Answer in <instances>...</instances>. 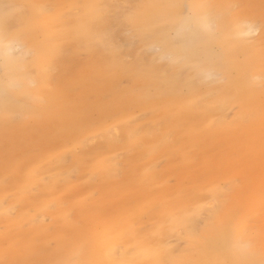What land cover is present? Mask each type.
Returning a JSON list of instances; mask_svg holds the SVG:
<instances>
[{
	"label": "bare ground",
	"instance_id": "6f19581e",
	"mask_svg": "<svg viewBox=\"0 0 264 264\" xmlns=\"http://www.w3.org/2000/svg\"><path fill=\"white\" fill-rule=\"evenodd\" d=\"M135 1L136 9L126 14L118 8L115 0H84L83 12L77 20V35L89 48L98 45L101 59L94 63L91 71L78 75V84L68 87V90L72 91L84 84L88 92L93 91L102 98L109 92H114L115 105H108L103 99L91 102L88 94L83 91L78 99L70 102L67 111H62L68 100L54 97L48 100L51 108H56V111L46 124L45 132L48 136L45 139L47 145L51 146L61 142L63 138L76 141L85 133L86 144L87 141L97 138L95 132L89 131L93 130L103 117L106 120L120 113L125 119L124 122L110 127L103 126L96 132L99 133V138L105 139L111 146H116L119 141H128L142 152L134 160L127 159L128 171L138 172L137 160L145 157V152L149 153L150 164L145 169L144 176L140 177L141 180L147 181L155 178V172L158 170L157 158L167 149L170 140L173 139L175 144L168 149L176 153L178 146L185 139L191 142L194 138H189V123L178 122L175 116H169L167 120L159 123L158 119H154L152 122L147 120L138 126H130L129 112L132 111V106L137 108L146 105L149 99H145L144 95L147 91L140 95H131L124 100L117 88V78L128 76L137 84L156 86L160 104L156 107L153 105V110H142L144 114L151 112L156 116H167L169 108L178 106L176 109L186 110V119L192 120L196 113H199L200 118L216 129L215 131H239L246 121L250 123L248 130L264 125V30L261 37L256 36L264 26V0H188L186 12L184 0L133 2ZM237 5L242 6L235 9ZM4 11L0 1V13ZM177 18L182 19L179 32L170 37ZM126 28H132L136 38L124 37L123 43H119L118 39ZM3 29L0 31V57L10 61V74L15 70V75H27L32 83L40 84L45 75L52 74L54 67H57L56 62L66 59V49L59 37L57 42L53 41L50 51L46 43H42V52L37 44L35 46L29 38L18 34V26L16 28L10 23ZM154 47L160 50L153 52ZM35 50L36 58L28 59ZM127 53L134 57L131 64L125 62ZM167 58L169 60H166ZM23 62L27 69L22 73L17 70V65ZM17 84L23 86L22 81ZM170 86L173 88L171 93L168 90ZM0 90H6L1 81ZM34 98L43 101L40 92H35ZM33 107L38 109L39 102ZM27 108L25 105L24 111ZM92 111L97 113H91ZM56 118L59 122H55ZM134 118L131 121H134ZM42 124V121L36 122L35 126L40 127ZM62 129L64 131L61 132ZM146 132L149 135H146ZM259 133L264 134V128L256 131L252 137V145L257 148L258 153H262L264 136ZM25 142L26 139L21 145ZM23 147L26 145H22ZM184 147V144L181 145L180 150ZM49 149L48 147L47 150ZM115 153V149H110L108 154L103 151L95 163L91 162L97 158L86 160L82 168L83 175L86 176L87 170L93 167L94 174L104 179V185L124 175L125 171L118 162L120 158H117ZM76 155L77 152L67 149L60 157L64 165L63 172L57 176L54 188L59 187V180L60 183L72 181V186L75 185L78 173L73 175L68 159ZM189 155L190 153H187L186 157ZM159 172L162 174V171ZM226 178L222 183L211 186L208 193L189 197L190 203L180 202L176 198L171 202V206L165 205V219L158 221L153 229L159 236L158 242L150 243L143 239L139 241L145 229L137 222L138 211L131 209L130 216L136 220L132 226L127 227V223L123 222L124 217L118 226L109 224L102 233L96 232L89 238L90 244L81 254L84 258H80L84 261L91 256H101L119 264H128L130 261L144 264L143 257L150 256L153 257L152 264H183L186 261L182 255L183 251L181 247L178 249L174 242L176 236L180 235L181 238L197 245L196 264H264V239L252 244L247 238L250 224L241 222L235 215L249 203L245 211L248 212V218L254 217L258 198L252 194L250 201L249 198L241 197L231 204L235 217L231 227L230 217L226 215L229 205L224 196L226 197L227 193L235 196L236 190L247 194V188L240 186L239 172ZM157 179L161 181L160 177ZM84 188L86 187L82 185L74 190L75 199L79 198L80 193L85 195L86 190H82ZM163 196L158 195L155 202L161 204ZM85 201L76 200L77 205H72V212ZM5 202V199L0 200V206L5 207ZM59 203L58 200H53L48 205L56 207ZM122 208L127 209L129 206L124 204ZM71 209L64 213L68 221L74 218ZM106 209L109 210L110 207L107 205ZM42 215L47 219L46 212L42 211ZM36 217L38 216L32 218ZM76 217H79L77 210ZM112 217L110 216L111 220ZM69 250L70 246L67 244L65 251L68 253ZM66 252H61L60 262L54 264H71ZM42 264H45V261H42ZM77 264H85V261Z\"/></svg>",
	"mask_w": 264,
	"mask_h": 264
},
{
	"label": "rangeland",
	"instance_id": "374dc122",
	"mask_svg": "<svg viewBox=\"0 0 264 264\" xmlns=\"http://www.w3.org/2000/svg\"><path fill=\"white\" fill-rule=\"evenodd\" d=\"M0 1L6 11L0 13L1 32L6 24L11 23L16 28L18 26V34L29 38L31 43L35 46L37 44L42 52V43H46L50 51L53 41L57 42L59 37L67 53L66 56L63 55L66 59L56 62L57 67H54L56 70L52 69V74L45 75L40 84L32 83L27 75H15V70H12L13 74L8 73L10 61L0 57V81L6 88L4 91L0 90L2 94L0 97V200L6 201L5 207L0 206V264H42V261H45V264L47 261V264H54V262H60L61 252H66L67 244L70 250L66 253L69 256L68 262L71 264L84 261L85 264H119L115 260L104 259L101 256H91L87 259L88 263L87 260L82 261L80 257L84 258L81 254L90 244L89 238H92L96 232L102 233L109 224L118 226L123 217L127 227L132 226L136 221L130 216V210L133 209L138 211L137 222L145 229L139 241L143 239L150 243L158 242L159 236L153 229L158 221L165 219L163 218L167 212L165 205L171 206V202L176 198L180 202L190 203L189 197L194 194L208 193L211 186L218 182L222 183L227 176L236 172L240 173L239 184L247 188L245 189L247 194H241L240 190H236L235 196L229 193L226 197L224 196L229 205L226 215L230 217L231 227L235 219L231 204L241 197L249 198L250 201V196L255 194L259 201L255 208L256 215L248 218V212L245 209L249 203L235 215L241 222L250 224V233L247 234V238L252 241V244L264 239V151L258 153L257 148L252 145V137L258 129L264 128V125L248 130L250 123L246 121L239 131H215L216 129L200 118L199 113H196V117L192 120L186 119V110L176 109L178 106L169 108L167 116H156L151 112L144 114L142 110H153V105L156 107L160 104L156 86L137 84L131 77L124 76L117 78L116 81L124 100L131 95H140L146 91L144 98L149 99L143 107L132 106L128 117L130 126L136 124L138 126L147 120L152 122L154 119H158L159 123L167 120L169 116H175L178 122L189 123L191 129L189 138H194L191 142L185 139L181 144L185 147L180 150L181 145H179L176 153L168 149L175 144L173 139L170 140L167 149L157 158L158 170L155 172L154 179L143 181L140 178L144 176L145 169L150 164L149 153L145 152V157L137 160L138 172L128 171L127 159L134 160L142 152L128 141H119V143L116 142V146L114 144L111 146L108 141L98 137L99 133L96 131L101 127H110L124 122L125 119L120 116V113L106 120L103 117L95 128L89 131V133L95 132L94 135L97 138L87 141L86 144L84 133L76 141L63 138L61 142L47 145L46 124L50 122L49 117H52L56 111V108H51L48 100L54 97L68 100L62 107V111H67L70 102L78 99L81 92L83 94L85 91L91 102L103 99L104 103L115 105L114 92H109L102 98L93 91L88 92L85 85L80 83L76 89L72 90L73 92L68 90V87L78 84V75L88 73V70H92L94 63L100 61V49L98 45L89 48L77 35V20L83 12L84 0ZM133 1L115 0V3L119 9L129 14L128 12L136 9V1ZM241 6L237 5L235 9ZM187 10L188 0H184V11ZM181 20L177 18L175 21V28L171 31L170 37L179 32ZM263 30L264 26L256 35L258 38L261 37ZM75 33L76 38H74ZM124 37L135 39L134 30L124 29V34L118 42L123 43ZM217 49L221 48L217 47ZM159 50L157 47L153 48V52ZM36 56L35 50L28 59L36 58ZM168 58L166 60H169ZM133 61V55L125 54L126 63L131 64ZM17 67V70L22 73L27 69L24 62L19 63ZM19 81L23 82V86L17 84ZM223 82L222 84L225 83ZM172 89V86L168 88L170 93ZM35 92L42 93L43 101L34 98ZM36 102H39L38 109L33 107ZM25 105L28 106L26 111H24ZM133 118L134 121H131ZM40 121L43 124L36 127L35 123ZM56 121L59 122L57 118ZM145 134L149 135L148 132ZM259 134L264 136L262 133ZM25 139L27 142L22 145L26 147L22 148L21 142ZM48 147L49 150H47ZM67 149L77 152L76 156L68 159L73 175L78 173L77 182L72 186V181L60 183L59 180V187L54 188L57 184V176L63 172L64 165L60 157L67 152ZM110 149L116 150L117 154H115L117 158H120L118 162L125 171L124 175L115 178L107 185L103 184L104 179L94 174L93 167L87 170L86 176L83 175L82 168L86 160L97 158L91 162L95 163L103 151L108 154ZM187 153L190 155L186 157ZM130 155L133 156L130 157ZM159 171H162V174H159ZM157 177H160L161 181H158ZM82 185L86 187L82 189L86 190V193L85 195L80 193L79 198L75 199L74 190ZM158 195H164L161 197V204L155 202ZM53 200H58L59 205L49 206ZM76 200L86 201L72 212L71 207L77 205ZM124 204H127L129 208H122ZM107 205L110 207L109 210L106 209ZM67 209H71V214L74 216L72 221L64 217ZM76 210L79 217H76ZM42 211L47 213V219L42 215ZM36 215L38 217L32 218ZM174 242L177 248L181 247L183 251L182 255L186 259L183 264H196L197 245L181 238L180 235L176 236ZM143 258L144 264L153 263L151 259L153 257ZM128 264L137 263L130 261Z\"/></svg>",
	"mask_w": 264,
	"mask_h": 264
}]
</instances>
